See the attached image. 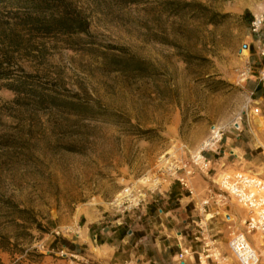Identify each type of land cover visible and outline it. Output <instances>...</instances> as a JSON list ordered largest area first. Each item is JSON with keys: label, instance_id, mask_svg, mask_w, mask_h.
<instances>
[{"label": "rangeland", "instance_id": "374dc122", "mask_svg": "<svg viewBox=\"0 0 264 264\" xmlns=\"http://www.w3.org/2000/svg\"><path fill=\"white\" fill-rule=\"evenodd\" d=\"M72 1L89 18L92 47L36 38L11 60L38 87L84 103L95 118L15 104V94L0 87V264H136L131 247L153 251L147 243L160 236L154 218L179 207L160 194L175 188L188 197L165 162L193 168L195 156L218 159L225 138L246 136L249 127L252 138L264 132V105L249 94L262 66L249 23L264 0H150L125 8ZM182 4L207 8L216 24L195 7L181 11ZM122 52L146 63L149 76L107 72L102 54ZM252 154L244 173L264 180V147ZM193 170L195 203L213 179L232 172L212 163L207 172ZM193 208L188 203L177 231L197 250ZM226 214L232 222L215 217L205 235L229 256L228 235L242 229L245 212L230 204Z\"/></svg>", "mask_w": 264, "mask_h": 264}, {"label": "trees", "instance_id": "16d2710c", "mask_svg": "<svg viewBox=\"0 0 264 264\" xmlns=\"http://www.w3.org/2000/svg\"><path fill=\"white\" fill-rule=\"evenodd\" d=\"M100 1V0H95ZM120 8L145 5L150 0H103ZM195 7L215 25L218 15L200 5L182 4L181 11ZM179 10V11H180ZM226 16H221L224 19ZM90 21L72 0H0V87L13 94L15 104L29 100L37 109H56L80 120L95 117L82 102L59 98L37 86L35 78L12 63L13 53H19L31 39L62 37L74 40L81 48L94 45L89 37ZM84 37V38H82ZM26 39V41H24ZM85 39V40H84ZM104 67L109 73H119L131 79L149 76V66L143 61L121 54L103 53ZM39 226V225H38ZM8 251L6 248H1Z\"/></svg>", "mask_w": 264, "mask_h": 264}, {"label": "built area", "instance_id": "2783aa9c", "mask_svg": "<svg viewBox=\"0 0 264 264\" xmlns=\"http://www.w3.org/2000/svg\"><path fill=\"white\" fill-rule=\"evenodd\" d=\"M263 28L264 2L252 15L249 23V32L258 43L256 55L262 62L255 83L264 90V46L261 45L260 39ZM254 113L257 114L258 110L256 109ZM200 156L199 159L196 156L193 158L192 166L199 171L207 172L210 162ZM165 163L168 165L167 173L174 177L181 189L187 192L188 197L193 198L194 191L189 184V179L194 173L193 168L180 167L170 161ZM181 170L184 172L182 175L179 174ZM230 204H235L243 210L245 219L240 231L228 235L229 256H225L215 245V241L205 235V229L209 221L220 215L224 216L225 222H232L231 217L226 214ZM193 206L194 213L200 218L197 222H193L194 228L198 229L196 234L199 235L193 240L199 247L196 250L191 243L187 246L178 243L179 263L184 264L187 261L195 264H264V180L243 172H224L211 181V185L205 188L203 197Z\"/></svg>", "mask_w": 264, "mask_h": 264}, {"label": "crops", "instance_id": "0c3cea01", "mask_svg": "<svg viewBox=\"0 0 264 264\" xmlns=\"http://www.w3.org/2000/svg\"><path fill=\"white\" fill-rule=\"evenodd\" d=\"M261 45L264 46V32L261 39ZM258 47V43L255 42V48ZM249 94L257 102H262L264 105V90L257 87L256 83L250 86ZM256 127H261V122L259 119L256 120ZM238 130L240 127L238 126ZM255 130L253 127H249L246 131V136L234 135L232 138H225L223 145L221 146L223 150L219 151V158L215 159L212 154H208L206 160L213 164L215 170L228 171L232 172H241L249 171L250 164L253 163V154L252 152L258 148L264 147V132H261L260 138H252ZM182 191V189H181ZM163 198L173 200L175 199L178 202L179 207L176 209H169L161 214L157 215V218H154L153 226L157 229L160 236L157 237V240H154L153 243H147L151 250H144L140 253H133L134 249L131 247V257L135 258L136 264H161L167 262V264H182L177 261L178 248L177 244L187 246L190 242L177 231V226L180 223H184L181 220L183 213H186L185 208L188 206V203H192V206L195 202L190 197L184 196L175 188L169 189L165 194H160ZM162 199V198H161ZM155 202V201H154ZM146 213V212H145ZM194 213V211H193ZM157 219V220H156ZM189 225H186L184 229H187ZM180 234V235H179ZM156 238V237H155ZM141 240H144L141 239ZM144 244L143 246H145ZM112 254L108 258L111 259L115 256L116 248L112 247ZM125 263V262H124ZM122 263V264H124ZM184 264H194L192 262H184Z\"/></svg>", "mask_w": 264, "mask_h": 264}, {"label": "bare ground", "instance_id": "6f19581e", "mask_svg": "<svg viewBox=\"0 0 264 264\" xmlns=\"http://www.w3.org/2000/svg\"><path fill=\"white\" fill-rule=\"evenodd\" d=\"M206 145H208V146H209V143H207ZM208 146H207V147H208ZM199 158H201V156H199V157H198V159H199ZM205 164H206V163H205Z\"/></svg>", "mask_w": 264, "mask_h": 264}, {"label": "water", "instance_id": "95a60500", "mask_svg": "<svg viewBox=\"0 0 264 264\" xmlns=\"http://www.w3.org/2000/svg\"><path fill=\"white\" fill-rule=\"evenodd\" d=\"M243 49H247V47L244 45L243 47H242Z\"/></svg>", "mask_w": 264, "mask_h": 264}]
</instances>
